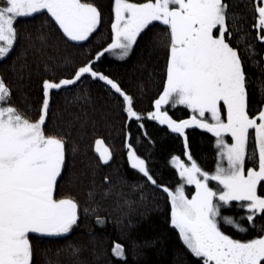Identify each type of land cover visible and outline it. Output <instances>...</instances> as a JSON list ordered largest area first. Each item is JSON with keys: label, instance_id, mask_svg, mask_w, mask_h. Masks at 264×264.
Wrapping results in <instances>:
<instances>
[{"label": "snow or ice", "instance_id": "1", "mask_svg": "<svg viewBox=\"0 0 264 264\" xmlns=\"http://www.w3.org/2000/svg\"><path fill=\"white\" fill-rule=\"evenodd\" d=\"M113 13L106 46L75 67L70 76L43 80L36 118L12 103V89L0 77V264H35L33 234L36 239L63 238L78 224V200L61 194L69 142L66 134L46 121L52 92L73 86L82 78L105 82L120 100L128 121L134 119L143 128V119L150 118L183 137L189 163L172 156L181 179L174 188L157 184L148 162L133 144L126 143V148L132 168L166 195L170 224L178 230L187 250L202 264H264V229L252 238H234L222 230L231 226L238 233H247L249 228L241 220L252 228L257 218L264 220V101L250 114L247 57L242 58L241 49L230 42L234 33L246 40L243 16L231 9L228 0H114ZM253 13L256 39L264 42V0H253ZM37 14L47 16L48 22L73 42L88 41L102 20L101 9L91 0H0V59L6 58L18 42V18ZM154 22L165 27L158 43L167 49L166 79L154 100V110L145 116L135 109L134 97L116 79L98 70L95 62L105 53L119 60L128 57L138 37L147 36L156 27ZM245 48L255 54L251 43H245ZM169 104L184 105L193 115L173 119L163 110ZM190 125L214 133L218 150L214 171L204 170L187 151L185 130ZM250 130L254 142L251 151ZM102 143L96 141V151L108 164L112 153L107 147L101 151ZM104 180L110 178L106 175ZM210 181L217 186H210ZM185 185L195 186L191 196L186 194ZM88 196L94 200L96 192L90 190ZM233 201L244 210L239 218L222 212L231 208ZM95 221L101 227L106 223L100 215ZM69 247L72 255L80 251L75 245ZM111 253L126 258L124 245L118 241L113 242Z\"/></svg>", "mask_w": 264, "mask_h": 264}, {"label": "trees", "instance_id": "2", "mask_svg": "<svg viewBox=\"0 0 264 264\" xmlns=\"http://www.w3.org/2000/svg\"><path fill=\"white\" fill-rule=\"evenodd\" d=\"M91 2L101 9L102 20L88 41H68L45 15L18 18L19 39L10 54L0 59V77L12 89V103L29 117L37 116L43 80L70 76L75 67L93 58L96 51L110 42L114 0ZM228 2L233 11L243 16L241 27L248 33L246 40L234 33L230 42L241 49L242 58L247 57L245 72L252 114L264 101V42L256 39L258 30L252 28L253 0ZM154 23L156 27L147 36L138 37L125 59L105 53L95 62L98 70L116 79L134 97L135 109L145 116L153 111L154 100L163 91L166 79L167 49L158 43L163 39L165 27ZM245 43L252 44L255 54L245 48ZM168 109L173 119H188L192 115L191 109L182 105ZM49 121L52 127L66 134L69 142L61 194L78 200L80 219L63 238L36 239L33 234L35 264H50V261L51 264H202L200 258L187 250L178 230L170 224V202L166 195L133 169L127 158L126 143L130 142L148 162L157 184L174 188L181 179L171 159L184 154L182 136L150 118L143 119V128L134 119L128 121L120 100L109 92L105 82L93 78H82L73 86L53 91L46 123ZM186 131L195 160L202 167H213L217 163L216 137L197 125H190ZM98 139L112 153L108 164L100 160L96 151ZM106 175L109 181L104 180ZM90 190L96 192L94 200L88 196ZM106 191L108 194L104 195ZM236 204L233 201L232 207L222 212L239 218L244 210ZM85 208L89 209L87 213ZM96 215L105 217L102 227L96 223ZM240 222L249 228L247 233H238L231 226L222 230L234 238H252L264 229V220L259 218L255 228L246 220ZM114 241L124 245L126 258H117L111 253ZM69 245L79 247V253L72 255Z\"/></svg>", "mask_w": 264, "mask_h": 264}, {"label": "rangeland", "instance_id": "3", "mask_svg": "<svg viewBox=\"0 0 264 264\" xmlns=\"http://www.w3.org/2000/svg\"><path fill=\"white\" fill-rule=\"evenodd\" d=\"M179 105H176V106H172L171 104H169V105H165L164 106V109L163 110H167L168 112H169V109L168 108H176V107H178ZM182 106H184V105H182ZM186 107V106H185ZM154 110V109H153ZM169 114H170V112H169ZM192 115H193V113H192ZM206 115H208L207 113H206ZM185 133H186V135H187V131L185 130ZM213 135H214V133H213ZM215 136V135H214ZM253 130H250V139H249V145H250V147H249V149L251 150L252 149V147H253ZM226 138H228V137H226ZM98 140H101V139H98ZM102 141V140H101ZM229 142H231V140L229 139ZM99 147H100V149H101V151H103L104 150V148L105 147H107V145H105V143L103 142L102 144H100L99 145ZM96 148H97V144H96ZM107 149H108V147H107ZM185 149H184V153H185ZM187 151H190V147H189V142H188V149H187ZM191 152V151H190ZM191 154H192V152H191ZM139 155V154H138ZM192 156H193V154H192ZM194 158V157H193ZM181 159L182 160H184L185 161V163H189V161L187 160V157H186V155H184L183 154V156H181ZM195 159V158H194ZM217 160H218V155H217ZM171 161H172V159H171ZM130 163V162H129ZM172 163V162H171ZM198 163V162H197ZM199 164V163H198ZM209 164H212V161L211 160H209ZM130 165H131V163H130ZM200 165V164H199ZM215 165L216 164H214L213 165V167H209V168H205V167H202L201 165V167L204 169V170H207V171H209V172H211V171H214V169H215ZM250 166H252V165H250ZM178 171V170H177ZM210 186H212V187H216L217 185H216V182L215 181H210ZM194 191H195V186L194 185H185V192H186V194H188L189 196H191V194L192 193H194ZM224 209H222V211H223Z\"/></svg>", "mask_w": 264, "mask_h": 264}]
</instances>
